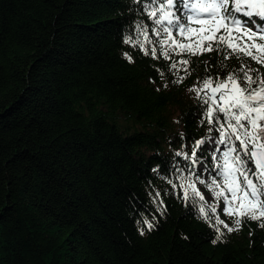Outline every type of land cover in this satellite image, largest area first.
<instances>
[{"label": "trees", "instance_id": "16d2710c", "mask_svg": "<svg viewBox=\"0 0 264 264\" xmlns=\"http://www.w3.org/2000/svg\"><path fill=\"white\" fill-rule=\"evenodd\" d=\"M139 7L0 0V264H264L261 221L243 217L213 243L216 232L172 187L188 163L175 151L209 135L189 87L239 61L193 56L191 75L173 83L170 61L124 43L135 22L151 28ZM214 146H202L205 164ZM141 213L155 216L152 231Z\"/></svg>", "mask_w": 264, "mask_h": 264}, {"label": "snow or ice", "instance_id": "6c2138e0", "mask_svg": "<svg viewBox=\"0 0 264 264\" xmlns=\"http://www.w3.org/2000/svg\"><path fill=\"white\" fill-rule=\"evenodd\" d=\"M134 2L140 5L136 11L151 21V28L147 23L135 22L132 34L124 36V43L153 60L170 61L166 70L176 76L173 83H183L191 75L193 56L215 51L224 60L235 57L239 61L238 66L227 72L209 74L189 87L201 101V122L209 125V135L194 140L189 151L184 150L188 145L181 143L175 156L188 163L184 168L176 165L180 173L177 183H169L174 189L179 186L185 203H191L200 218L216 232L213 243L221 240L224 230L229 233L239 230L243 217L261 221L259 226L264 228V73L259 68L253 69L244 59L264 67V0ZM124 57L133 62L128 52ZM221 67H226L223 61ZM157 71L164 75L163 71ZM213 128L218 133L215 140L210 135ZM205 143L215 145L211 148L210 164L204 163ZM206 172L210 181L202 178ZM197 185L206 188L212 197L206 199ZM159 196L157 192L156 197ZM221 201L223 208L219 206ZM162 205L161 199L157 206L161 215ZM221 215L234 217V226L221 219ZM154 220L155 216L152 220L144 216L143 224L148 231L154 229ZM138 231L145 234V228Z\"/></svg>", "mask_w": 264, "mask_h": 264}]
</instances>
